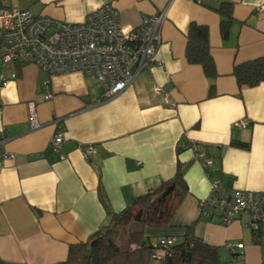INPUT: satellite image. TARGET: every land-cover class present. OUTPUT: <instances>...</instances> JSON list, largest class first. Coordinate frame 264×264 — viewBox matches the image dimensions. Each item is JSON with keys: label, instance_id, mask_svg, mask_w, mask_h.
<instances>
[{"label": "crops", "instance_id": "1", "mask_svg": "<svg viewBox=\"0 0 264 264\" xmlns=\"http://www.w3.org/2000/svg\"><path fill=\"white\" fill-rule=\"evenodd\" d=\"M219 1L0 0V7L70 22H81L112 2L126 31L146 15L166 12L156 53L162 65L140 71L108 99L101 98L98 80L69 72L50 77L52 97L44 100L43 71L31 63L0 62V75H17L0 87V131L4 127L8 136L0 151L13 154L0 159L3 261L63 262L71 244L86 242L107 224L109 213L101 195L110 211H121L131 197L171 178L180 164L188 191L167 226L143 228L146 244L154 245L162 237L176 244L188 234L219 247V257L232 258L226 242L240 244L230 264H264V224L255 240L247 214L221 224L217 209L199 207L213 178L227 188L264 189V81L239 86L232 73L235 64L264 56V0H226L233 6L226 35L221 33L220 16L209 8ZM191 22L209 31L217 71L212 96L201 65L185 58ZM155 86L164 93L155 92ZM29 101L36 104L40 128L28 124ZM240 120L247 123L235 125ZM58 126L65 138L62 160L49 151ZM233 142H248L249 147ZM87 146L93 151L85 152ZM197 150L212 161L210 177Z\"/></svg>", "mask_w": 264, "mask_h": 264}, {"label": "built area", "instance_id": "2", "mask_svg": "<svg viewBox=\"0 0 264 264\" xmlns=\"http://www.w3.org/2000/svg\"><path fill=\"white\" fill-rule=\"evenodd\" d=\"M165 15V10L146 15L136 27L126 31L112 2L100 5L81 22L36 15L27 9L0 7V62L31 63L43 71L47 75L43 81L44 100L52 97L50 77L69 72H80L98 80L101 98L108 99L124 90L140 71L162 65L156 53L161 44L160 28ZM16 76L14 71L8 77L0 75V87ZM154 91L164 93L160 86H155ZM27 121L31 129L43 124L34 101L27 103ZM57 121L53 122L57 124ZM246 123L240 120L235 125ZM7 140L3 127L0 144ZM64 140L63 130L58 126L49 141V151L59 160L65 158L62 153ZM183 145V142L179 144ZM84 151L92 152L93 147L87 146ZM7 156L13 157V154L0 151V159ZM196 157L210 177L211 159L201 150L196 151ZM204 206L219 211L221 224L231 223L242 213L247 214V225L254 233L259 232L264 224V189L227 188L221 179L213 178L208 195L199 202L201 209ZM202 215L207 214L202 212ZM158 243L150 255L156 263L163 259L165 248L172 240L162 237ZM224 246L232 254L240 244L226 242Z\"/></svg>", "mask_w": 264, "mask_h": 264}, {"label": "trees", "instance_id": "3", "mask_svg": "<svg viewBox=\"0 0 264 264\" xmlns=\"http://www.w3.org/2000/svg\"><path fill=\"white\" fill-rule=\"evenodd\" d=\"M209 8L220 16L221 33L226 35L233 21L232 3L220 0L214 5H209ZM186 36L185 58L191 64L201 65L209 81L208 94L212 96L215 93L214 80L217 71L210 53L208 28L191 22ZM232 73L239 86L252 87L259 84L264 81V56L235 64ZM233 144L242 148L249 147L248 142ZM187 191L182 166L177 164L171 178L162 181L157 187L131 197L121 211H110L101 195L100 201L109 213L107 224L89 236L86 242L71 244L67 258L59 264H219V247L188 234L182 242H172L167 246L159 263L151 259L150 255L157 248L159 240L154 245L146 244L143 228L167 226ZM259 232L254 233L255 240L259 237ZM237 256V253H232L233 262ZM0 264L14 263L0 258Z\"/></svg>", "mask_w": 264, "mask_h": 264}, {"label": "rangeland", "instance_id": "4", "mask_svg": "<svg viewBox=\"0 0 264 264\" xmlns=\"http://www.w3.org/2000/svg\"><path fill=\"white\" fill-rule=\"evenodd\" d=\"M230 262H232V258L228 254L219 257V264H230Z\"/></svg>", "mask_w": 264, "mask_h": 264}]
</instances>
